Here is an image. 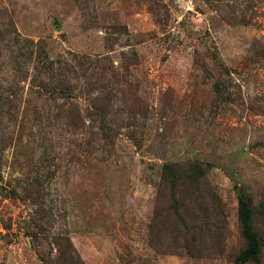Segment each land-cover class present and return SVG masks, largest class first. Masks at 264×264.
<instances>
[{"label": "rangeland", "instance_id": "374dc122", "mask_svg": "<svg viewBox=\"0 0 264 264\" xmlns=\"http://www.w3.org/2000/svg\"><path fill=\"white\" fill-rule=\"evenodd\" d=\"M0 264H264V0H0Z\"/></svg>", "mask_w": 264, "mask_h": 264}, {"label": "trees", "instance_id": "16d2710c", "mask_svg": "<svg viewBox=\"0 0 264 264\" xmlns=\"http://www.w3.org/2000/svg\"><path fill=\"white\" fill-rule=\"evenodd\" d=\"M184 170H180L178 165H169L164 167L163 175H162V184L163 188L168 189L169 194L167 195L169 201L177 202L175 199L176 191L178 190L179 184L186 185L190 184V186H194L193 192L200 191L199 184L200 181L206 174V168L203 167L199 163H191L187 162ZM171 190L172 196H171ZM164 193V191H163ZM189 195V194H188ZM190 197V195H189ZM162 209H157V216H161ZM238 214L239 221L242 227L241 234L246 243L247 250H245L239 257L240 262H245L247 260L253 259L258 256L260 252L261 243L258 240L257 232L252 226V209L250 207L249 197L245 193H240L238 197ZM166 217V215H165Z\"/></svg>", "mask_w": 264, "mask_h": 264}]
</instances>
